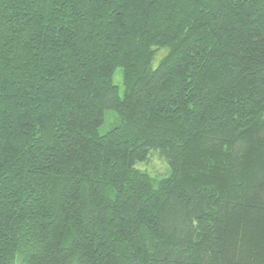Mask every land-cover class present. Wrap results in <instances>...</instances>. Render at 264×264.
<instances>
[{"label":"trees","instance_id":"trees-1","mask_svg":"<svg viewBox=\"0 0 264 264\" xmlns=\"http://www.w3.org/2000/svg\"><path fill=\"white\" fill-rule=\"evenodd\" d=\"M0 264H264V0H0Z\"/></svg>","mask_w":264,"mask_h":264},{"label":"rangeland","instance_id":"rangeland-1","mask_svg":"<svg viewBox=\"0 0 264 264\" xmlns=\"http://www.w3.org/2000/svg\"><path fill=\"white\" fill-rule=\"evenodd\" d=\"M163 51H160L158 53L159 57L160 55H162ZM113 82L116 86L119 87L120 90V94H122V90H123V85H122V72L120 69H118L115 72L114 78H113ZM115 119H114V115L111 111H106L105 112V118H104V122L103 124L98 128V132L99 134H104L106 133L114 124Z\"/></svg>","mask_w":264,"mask_h":264}]
</instances>
